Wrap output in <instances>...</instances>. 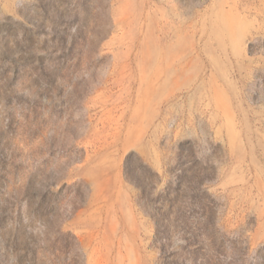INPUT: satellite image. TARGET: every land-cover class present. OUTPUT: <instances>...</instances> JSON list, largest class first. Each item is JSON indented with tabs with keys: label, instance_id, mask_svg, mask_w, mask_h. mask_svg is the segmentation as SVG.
<instances>
[{
	"label": "rangeland",
	"instance_id": "obj_1",
	"mask_svg": "<svg viewBox=\"0 0 264 264\" xmlns=\"http://www.w3.org/2000/svg\"><path fill=\"white\" fill-rule=\"evenodd\" d=\"M0 264H264V0H0Z\"/></svg>",
	"mask_w": 264,
	"mask_h": 264
}]
</instances>
